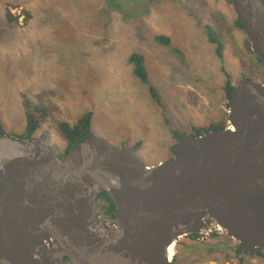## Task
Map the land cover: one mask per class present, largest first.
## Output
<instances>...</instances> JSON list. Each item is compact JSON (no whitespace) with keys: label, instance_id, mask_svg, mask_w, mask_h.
Masks as SVG:
<instances>
[{"label":"water","instance_id":"1","mask_svg":"<svg viewBox=\"0 0 264 264\" xmlns=\"http://www.w3.org/2000/svg\"><path fill=\"white\" fill-rule=\"evenodd\" d=\"M229 1L264 69V0ZM261 81L232 89L234 130L185 133L150 167L90 128L64 155L0 134V264H172L170 244L212 231L233 236L237 254L264 247ZM103 192L116 227L99 214Z\"/></svg>","mask_w":264,"mask_h":264},{"label":"rangeland","instance_id":"2","mask_svg":"<svg viewBox=\"0 0 264 264\" xmlns=\"http://www.w3.org/2000/svg\"><path fill=\"white\" fill-rule=\"evenodd\" d=\"M6 9L15 23L4 21ZM235 16L228 0H0V119L5 134L22 133L29 100L49 107L52 119L35 137L57 154L65 143L55 121L74 123L92 111L94 134L116 146L138 143L135 153L148 167L169 159L176 133L227 118L223 85L227 77L231 86L241 80L237 65L250 74L234 57L236 51L243 53L246 37L233 26ZM206 24H220L224 32L222 59L207 41ZM150 32L168 37L169 46L157 43ZM134 51L143 55L162 105L153 104L134 75L129 59ZM249 78L262 80L253 74ZM199 235L203 240H190L188 249H173L176 264L195 257V264H264V257L240 260L237 242L225 232ZM211 244L222 250L209 253Z\"/></svg>","mask_w":264,"mask_h":264},{"label":"trees","instance_id":"3","mask_svg":"<svg viewBox=\"0 0 264 264\" xmlns=\"http://www.w3.org/2000/svg\"><path fill=\"white\" fill-rule=\"evenodd\" d=\"M3 17L7 25L13 24L16 22V17H12V15L9 13L7 9L5 11V16ZM27 17H28V13H27ZM232 22H233V26L236 29H239L240 31L244 32V29L240 21L238 20L237 16L234 17ZM0 25H2V22ZM219 27H220V24L217 25V27L215 26V28L209 26L208 24L204 25L207 41L215 45V54L218 55L219 59H222L223 51L225 48V43L223 42V34H222L224 32H221ZM4 28L8 30V28L5 25H4ZM149 35H153V34L150 32ZM153 38L156 40L157 43L165 45L166 47H168L170 44V39L166 36L164 37L161 35H156V36L153 35ZM171 48H174V47H171ZM243 48L244 49L242 50L243 52L242 54L237 51L234 53V57L237 58L241 63H243L248 68L247 70L250 73V74L244 73L241 67L237 65L238 72H241V80L250 79L249 75L251 74L257 75L263 80L264 79V69L260 61L256 57L255 53L251 51L246 37L243 41ZM175 49L178 52H180L177 48ZM129 59L131 61L130 63L133 65V73L136 76V78L139 80V82H141L145 86L149 99L153 102V104L162 105L163 101L159 93L157 92L155 87L152 84H150V80L148 79V73L145 67L143 55L139 52L134 51V53L130 55ZM261 69L263 71V74L261 72ZM232 89H233V86H231L228 83V77H227V80L225 84L223 85V90L225 91L227 100H229ZM226 106L228 109L229 101L227 102ZM24 108H25L24 109V118H25L24 130L22 131L21 134L11 133L13 135L10 134L8 136H12L14 138H19V139L23 138L24 136H27L29 138H36L35 137L36 132L42 127L44 123L52 119V118L50 119L49 107L45 105L44 103H40V102L35 103L29 100H25ZM92 116H93V112L87 111L84 114H82L78 118V120L75 121L74 123H68L67 121H63V120L55 121L54 123L55 129L58 135L62 137L65 143V148L60 153L61 155L66 154L73 145H75L76 143L84 139L86 129L91 128ZM226 125H227V118H225L221 122L211 123L207 126H191L192 127L191 133L194 135H201V134L207 133L212 130L223 129L224 127H226ZM0 134H5L1 119H0ZM183 134L184 133H176V141L178 139L177 136H182ZM137 147H138V143H135L133 145V148L136 150ZM97 205L99 208V214L101 218L111 225L116 224L114 204L110 196L107 193L99 194L98 199H97ZM215 234L217 233L212 234V237H215L216 236ZM196 237H197L196 235L188 236L187 237L188 242H178L176 246L184 245L186 249H188L187 247L189 246L188 245L189 241L195 240ZM200 247H201L200 245L193 246V248H196V249ZM206 249L209 253L213 252V250H222V248L219 245H214L213 247L212 244L207 245ZM263 250H264V247H262L261 249H256L254 253H252L250 256L264 257ZM244 256L245 255H239L238 258L242 260ZM183 257L184 255L182 256V259ZM197 261H198V258L195 257V258H192L190 261H184V264H195ZM176 262H177V257L174 256L172 264H176Z\"/></svg>","mask_w":264,"mask_h":264},{"label":"bare ground","instance_id":"4","mask_svg":"<svg viewBox=\"0 0 264 264\" xmlns=\"http://www.w3.org/2000/svg\"><path fill=\"white\" fill-rule=\"evenodd\" d=\"M259 82H263V81H259ZM233 88H234V86H233ZM229 113H230V104H229V106H228V110H227V115H226V117H227V125H226V127H224L223 129H217V130H234V128H233V126H232V124L230 123V121L228 120L229 118H228V115H229ZM228 124H229V126H228ZM38 138H40V137H38ZM40 139H43V138H40ZM44 140V139H43ZM45 141V140H44ZM110 143V142H109ZM112 144V143H111ZM103 193H106V192H103ZM108 194V193H107ZM109 195V194H108ZM111 198V197H110ZM112 200V199H111ZM98 210H99V208H98ZM106 222V221H105ZM108 223V222H107ZM109 224V223H108ZM109 225H111V224H109ZM116 225H117V222H116V224H112L111 225V227H116ZM217 226V225H216ZM215 227V226H214ZM217 229H219V226H217L216 227ZM222 232H224V231H222ZM227 234V233H226ZM227 236H229L231 239H233L234 241H236L237 242V240L233 237V236H231L230 234H227ZM238 244V243H237ZM174 243L173 244H170L169 246H168V248H167V251H166V256H167V258H168V260L169 259H171V257L173 256V249H174ZM55 249H57V247L55 248ZM238 255H247V254H238Z\"/></svg>","mask_w":264,"mask_h":264},{"label":"flooded vegetation","instance_id":"5","mask_svg":"<svg viewBox=\"0 0 264 264\" xmlns=\"http://www.w3.org/2000/svg\"><path fill=\"white\" fill-rule=\"evenodd\" d=\"M194 235H196V236H197L195 240H200L199 238H202V240H203V237H202V236L200 237V235H199V234H193V235H190V236H194ZM209 236H211V235H209ZM187 237H188V236H187Z\"/></svg>","mask_w":264,"mask_h":264},{"label":"clouds","instance_id":"6","mask_svg":"<svg viewBox=\"0 0 264 264\" xmlns=\"http://www.w3.org/2000/svg\"><path fill=\"white\" fill-rule=\"evenodd\" d=\"M176 245H177V242H176V244H175V246H174V250L176 251ZM238 245V244H237ZM261 249V248H260ZM175 251H174V253H175ZM247 255H251V254H247ZM174 256L175 255H173V258H174Z\"/></svg>","mask_w":264,"mask_h":264}]
</instances>
